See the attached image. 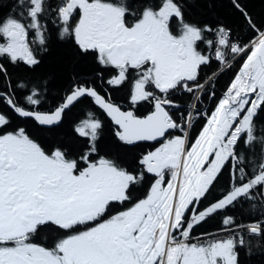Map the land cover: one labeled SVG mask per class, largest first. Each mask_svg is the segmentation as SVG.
Segmentation results:
<instances>
[{
    "label": "snow or ice",
    "instance_id": "6c2138e0",
    "mask_svg": "<svg viewBox=\"0 0 264 264\" xmlns=\"http://www.w3.org/2000/svg\"><path fill=\"white\" fill-rule=\"evenodd\" d=\"M0 264H264V11L0 0Z\"/></svg>",
    "mask_w": 264,
    "mask_h": 264
},
{
    "label": "trees",
    "instance_id": "16d2710c",
    "mask_svg": "<svg viewBox=\"0 0 264 264\" xmlns=\"http://www.w3.org/2000/svg\"><path fill=\"white\" fill-rule=\"evenodd\" d=\"M250 3L255 6V10L257 12L264 11V8L261 7L262 4H264V0H250ZM213 225L208 226V230H212Z\"/></svg>",
    "mask_w": 264,
    "mask_h": 264
}]
</instances>
